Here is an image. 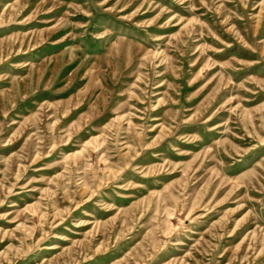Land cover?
Masks as SVG:
<instances>
[{
	"label": "rangeland",
	"instance_id": "obj_1",
	"mask_svg": "<svg viewBox=\"0 0 264 264\" xmlns=\"http://www.w3.org/2000/svg\"><path fill=\"white\" fill-rule=\"evenodd\" d=\"M0 264H264V0H0Z\"/></svg>",
	"mask_w": 264,
	"mask_h": 264
}]
</instances>
